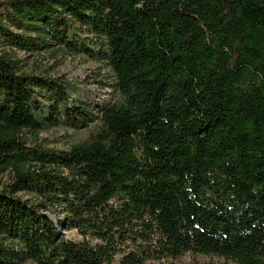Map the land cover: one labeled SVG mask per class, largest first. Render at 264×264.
<instances>
[{
    "label": "trees",
    "instance_id": "1",
    "mask_svg": "<svg viewBox=\"0 0 264 264\" xmlns=\"http://www.w3.org/2000/svg\"><path fill=\"white\" fill-rule=\"evenodd\" d=\"M59 45L106 63L120 98L97 115L22 71L17 51ZM96 119L68 150L19 137ZM7 170L0 264H264V0H0Z\"/></svg>",
    "mask_w": 264,
    "mask_h": 264
},
{
    "label": "rangeland",
    "instance_id": "2",
    "mask_svg": "<svg viewBox=\"0 0 264 264\" xmlns=\"http://www.w3.org/2000/svg\"><path fill=\"white\" fill-rule=\"evenodd\" d=\"M82 36L81 38H84ZM93 39L86 40L91 42ZM65 45L53 46L41 53L17 51L22 60L21 69L26 73L51 77L59 82L66 81L73 98H80L98 115L99 109L117 101L120 96L115 87L114 74L104 62L88 59ZM100 126L96 119L87 126L72 128L69 126L52 127L38 132L24 129L19 137L28 146L68 150L73 145L91 140ZM11 180L10 170L0 174V190ZM55 220V217L50 215ZM64 236L74 242L82 241V236L75 230H62ZM217 262L203 256L184 253L175 262L177 264H206Z\"/></svg>",
    "mask_w": 264,
    "mask_h": 264
}]
</instances>
